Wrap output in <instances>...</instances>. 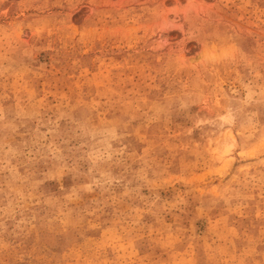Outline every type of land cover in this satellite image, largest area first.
<instances>
[{"label": "rangeland", "instance_id": "374dc122", "mask_svg": "<svg viewBox=\"0 0 264 264\" xmlns=\"http://www.w3.org/2000/svg\"><path fill=\"white\" fill-rule=\"evenodd\" d=\"M0 264H264V0H0Z\"/></svg>", "mask_w": 264, "mask_h": 264}]
</instances>
